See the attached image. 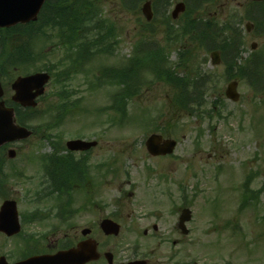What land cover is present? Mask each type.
<instances>
[{"label": "rangeland", "instance_id": "obj_1", "mask_svg": "<svg viewBox=\"0 0 264 264\" xmlns=\"http://www.w3.org/2000/svg\"><path fill=\"white\" fill-rule=\"evenodd\" d=\"M177 1L171 0L168 8L164 7L165 2L153 4L155 14L148 21L141 11L144 0L131 2L130 8L123 0H100L101 17L113 26L116 36L112 50L86 60L79 72L65 83L56 85L52 80L46 87L44 100L37 107L45 112L52 106V111L48 110L49 120L35 117L31 127L36 133L14 145L17 156L12 161L20 162L53 153V147L65 146L68 139L95 137L103 146L106 160H116L117 178L106 179L102 197L104 208L97 209L99 213L84 212L82 202L86 195L74 193L72 208L78 212L67 223L52 216L43 221L44 225L33 226L40 232L49 231L42 245L48 247L47 250L65 246V239L76 244L83 239L81 230L93 226L91 236L99 243L101 257L88 264H108L103 256L105 251L112 252L116 262L143 257L148 264H264V79L256 83L249 78V69L256 61L262 60L264 64V21L256 22L247 16L251 0H211L195 10L203 20L219 21L217 29L230 20L231 31L238 30L234 48L224 40H217L221 44L217 49L222 59L221 63L213 64L212 49L192 41L188 35L183 42L170 43L169 37L175 35L170 33L169 26L173 24L172 31L180 29L185 21V14L177 20L171 19V10ZM248 21L253 22L250 31L246 27ZM3 34L0 30V41L3 39L4 44L2 47L0 42V78L6 99L11 94L13 79L26 72L46 69L59 62L65 51L54 45L55 37L47 38L38 33L26 39L23 35L3 37ZM226 34L232 36L231 32ZM143 40L160 45L176 72L200 75L201 80L205 78L202 110L192 115L173 110L170 101L174 90L154 80L153 76L142 84L139 94L130 98L128 114L122 120L120 115L108 110L112 103V87L97 84L96 75L102 67L125 65L128 58L138 53ZM254 42L257 43L255 49L251 47ZM182 43L190 44V51L184 56L189 57L188 68L175 66L186 50ZM144 47L142 43L140 48ZM25 48L28 50L19 55L17 50ZM9 57L12 60L3 63V59ZM227 62L232 65L233 76L230 77L238 81L240 97L237 101L225 94L230 81ZM63 84L70 90L68 112L62 120L60 118L61 123L56 128L49 130L47 127L59 118L55 117L59 111L55 105L59 98L55 93ZM160 128L164 129L161 132L166 137L179 142L171 157L157 158L147 151L148 135ZM147 167L153 170L146 173ZM250 170L255 175L249 188L259 189L258 198L252 205L242 206V184ZM168 174L176 175L179 184L187 188L188 195L191 196L192 191L197 194L196 200L189 205L193 219L187 223L191 228L188 235L178 229V215L172 213L173 205H181L178 190L171 186L167 195L168 189L162 183V176ZM26 175L35 179L30 182L22 178L18 179L20 182L17 178L10 179L2 188L3 195L17 199L20 212L52 206L56 213L51 198L42 206L29 205L32 196H26L38 187L39 176L35 167L27 168ZM132 189L135 194L131 196ZM1 201L0 195V204ZM154 211L161 212L162 217L157 218ZM112 214L121 224V232L107 237L98 225V218ZM155 223L159 226L157 231L152 229ZM145 229H149L148 235L144 234ZM53 230L56 232L51 234ZM3 241L7 244L6 252H15L17 240L0 237V245Z\"/></svg>", "mask_w": 264, "mask_h": 264}, {"label": "trees", "instance_id": "obj_2", "mask_svg": "<svg viewBox=\"0 0 264 264\" xmlns=\"http://www.w3.org/2000/svg\"><path fill=\"white\" fill-rule=\"evenodd\" d=\"M99 1L46 0L38 21L29 23L25 26L24 30L20 28L3 29V37L12 34L15 36H26L27 39L38 33L47 38L55 37L57 42L54 45L59 50L65 51L63 58L59 61L60 68H58V71L59 69H64L61 71L63 73L61 80L62 78L67 80L69 76H72L71 74L80 70V66L86 60L110 52L116 43L113 26L101 17L98 6ZM133 1L140 0H129L130 3H126L123 0V4L130 8V4ZM159 1H165L167 8L170 0ZM209 1L211 0H186L185 21L180 26L181 28L172 31L173 24L169 26L170 33L175 35L168 36L170 43L180 40L183 42V38L188 35L192 41L201 42L202 46L206 49L220 48L221 44H218L217 40H221V42L224 40L223 42L230 44L232 48L236 46V43L233 44V41L235 39L234 36L238 37V30L234 29L233 32L231 31L230 20L225 21L220 26V29H217L216 24L219 21L203 20L201 16L196 15L195 10L200 9L203 4ZM165 10L163 11L164 17L166 14ZM246 13L250 17L249 19H253L256 22L264 21V2L251 3ZM227 32H231L232 36L226 34ZM0 42L3 47V39ZM142 43L146 47L140 48ZM153 43L149 40H143L139 45L138 53L132 58H128L125 65L102 67L99 69V74L96 75L97 84L103 83V85L112 87L111 97L113 101L108 108L114 114L120 115V120L128 114L130 98L141 92L142 84L149 80L150 76H153L154 80L162 82L174 90L170 101V106L173 110L180 113L188 112L192 115L196 114L197 110H202L205 105V78L203 77L201 80L200 75L192 76L190 73L181 75L178 71L176 72L162 47ZM182 45L186 50L182 57H180V60L175 63V66L181 68L186 65L185 67L188 68L189 57L184 56L185 54L188 55L190 44L182 43ZM26 50L28 49H18L17 51L19 54ZM62 60L66 61L63 62ZM262 62V60L256 61L249 69L251 80L253 79L252 77H258L260 80L264 79V64ZM226 64L229 75L232 77V65L229 62ZM46 70L52 73L53 80L57 84L60 80V72H54L57 70L53 68V65H49ZM69 91L63 86L61 90H57L55 93V97L59 98L55 104L59 109V118H56L55 121L60 120L68 112L67 105L70 99L67 98V94L70 93ZM44 98L45 96L41 99L44 100ZM51 107L45 112H41L38 108L25 110L16 108L17 119L20 123L31 126L36 113H39L40 119L44 120L47 118L49 120L48 112L52 111ZM211 110H214V106L211 107ZM51 128L52 126L47 127L49 130Z\"/></svg>", "mask_w": 264, "mask_h": 264}, {"label": "water", "instance_id": "obj_3", "mask_svg": "<svg viewBox=\"0 0 264 264\" xmlns=\"http://www.w3.org/2000/svg\"><path fill=\"white\" fill-rule=\"evenodd\" d=\"M263 1V0H257ZM45 0H0V27H10L18 23H28L38 19V15ZM186 9L184 2H178L172 11L173 18H177L181 12ZM143 13L148 20L153 17L151 2L147 1L142 7ZM249 29V24H248ZM256 43H252L255 48ZM213 62L219 63V53L214 51ZM50 74L48 72H36L26 76H19L13 82V100L21 103L23 106H35L37 97L44 93L45 84L49 81ZM237 81H231L228 84L226 95L233 99H239L237 91ZM3 96V88L0 83V97ZM32 130L22 126L16 122L14 108L7 107L3 100H0V145L5 142L28 138L32 134ZM94 141H86L82 139H72L67 142V146L71 150L87 149L94 145ZM177 141L171 138H163L162 135L153 133L147 141V149L153 155L169 154L175 149ZM9 154L13 156L15 150L11 149ZM191 218V211L187 208L183 210L180 217L179 227L183 232H187L185 221ZM101 228L106 234H119L120 225L110 218H105L101 222ZM20 229L17 205L14 200H6L0 210V230L6 231L8 234L18 232ZM83 234H88L90 229H84ZM109 264H147L146 260H133L125 263H114L113 254L106 252ZM97 242L93 239L81 241L77 247L68 250L59 251L56 254H43L33 256L16 262L13 264H85L87 261L97 259ZM0 264H8L4 258L0 260Z\"/></svg>", "mask_w": 264, "mask_h": 264}, {"label": "flooded vegetation", "instance_id": "obj_4", "mask_svg": "<svg viewBox=\"0 0 264 264\" xmlns=\"http://www.w3.org/2000/svg\"><path fill=\"white\" fill-rule=\"evenodd\" d=\"M7 62V59H3V63ZM10 88H12V83H10ZM92 139L96 140L97 144L90 150L74 153H67L62 150V152L51 155H41L37 160L27 159L21 160L20 162H14L12 161V159H14L17 155H15L13 158H7L8 153L7 155L5 153H0V195L2 197L1 202L6 199V197L3 196L4 191L2 188H4L9 180L17 178L16 181L20 182L18 179L21 178L18 176V174L27 176V168L35 167L37 176H39L36 180V185H38V187L34 192L31 191L26 196H32L31 198H29L30 206H42L43 202H46L50 199L47 196V194L51 195L50 193L66 194L67 200H69L71 195L73 197L74 193H83L84 195H86L83 201L84 210L89 214H93V212L99 213L100 211L98 210H102L104 208L102 197L106 189V179L112 178L114 176L115 178H117V176L115 175V173H117V171L115 170L117 166L115 165L116 160H106V155L103 152V146L100 140L95 137ZM8 148H10V145H6L2 150L7 151ZM33 179H35V177L29 178L27 179V181L30 182ZM162 183L165 185V188L168 189L166 190L167 195L170 194L172 186L174 190H178V195L181 196V185L176 179V175H163ZM128 184H130V181L128 182ZM134 189H136L137 191L138 187ZM134 189L130 191V195L135 194ZM179 199H181V197H179ZM183 207V205L179 204L173 205L172 213H176L179 217ZM37 208L39 207H32L31 209L26 211L25 215L27 217H30V220L27 224L22 223L23 229L20 234H17L15 236H8L7 234L0 232V237H4L7 239L17 238L19 240L17 251H22L23 253L27 251L28 256L37 254V251H40L41 249L43 238H47L46 235H44L40 231L35 230L33 227L36 224L44 225V222L40 221V219L42 217H46L48 214V212L36 211ZM50 215L61 219L66 217L67 219L68 217L72 216V212H69V209L67 208V210L63 214H60L59 211L56 213L51 211ZM153 215H155L157 218L162 217V213L159 211H154ZM31 218L33 220H31ZM102 218H104V216ZM98 220L100 219L98 218ZM154 225L155 224H153V228ZM144 234L148 235V232L145 233L144 230ZM6 245L7 244L4 241L1 243L0 256L5 255L10 261V254L5 251Z\"/></svg>", "mask_w": 264, "mask_h": 264}]
</instances>
